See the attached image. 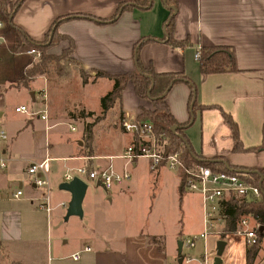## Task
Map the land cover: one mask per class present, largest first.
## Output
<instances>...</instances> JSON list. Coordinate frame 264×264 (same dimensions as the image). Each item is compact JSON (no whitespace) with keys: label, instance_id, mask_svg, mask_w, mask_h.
<instances>
[{"label":"crops","instance_id":"crops-1","mask_svg":"<svg viewBox=\"0 0 264 264\" xmlns=\"http://www.w3.org/2000/svg\"><path fill=\"white\" fill-rule=\"evenodd\" d=\"M2 1L9 9L18 0ZM145 1L146 7L136 5L143 0H23L11 20L14 29L36 43L45 40L58 18H72L57 28L58 34L72 42L70 61L63 62L60 71L54 65L48 74L36 75L28 81L21 77L38 59L32 58L29 51L18 49L21 43L15 30H9L0 16V47L7 49L12 62V67L0 76V132L6 134L4 140L9 136L12 139L8 143L0 139V159L8 160L7 168L0 171V191L4 193L0 198V259L27 264L23 259L26 257L32 264H38L45 252L44 231L51 227L46 214L61 208L66 212L70 201L68 192H56L52 188L64 183L69 170L111 165L119 173L129 171L130 179L115 185L107 195L99 182L85 179L87 187V182L93 186L91 194L87 188L82 204V218H86L88 229L84 230L85 225H76L77 230L80 228L81 241L69 251L53 243L48 248L54 257L53 264H67L76 253H80L79 259L71 260L70 264H171L168 261L171 247L164 248L160 242L164 239L161 221L154 224L150 216L160 204L159 197L165 186L170 185L168 169L160 165L154 173L145 158L125 168L120 157L131 144L132 135L114 129L102 137L110 134L120 142L107 149L103 146L95 157L80 155L79 142L71 143L66 151L61 149V138L54 139V144L51 142V131L60 124L66 123L74 130L72 123H77L83 135V124L89 120L72 119L70 113L80 109L94 113L99 110L100 98L110 91L113 83L96 77V72L110 77L134 71L137 67L134 46L141 39L144 43L138 57L144 68L155 74H182L188 80L173 84L165 95V102L192 153L202 160L225 163L232 169L260 172L263 183L258 186L264 193V147H261L264 143V0ZM124 2L135 6L112 22L98 23L78 17L87 15L108 20ZM171 20L173 37L185 43L184 48H173L166 42ZM69 40L49 48L48 54L60 56L69 49ZM203 47L230 49L236 70L201 74L194 56ZM81 73L87 79L85 84ZM64 84L74 88V95L69 94L74 99L58 97L56 101L52 89L54 85ZM192 88L196 92L195 105L203 108L195 110V114L193 110L190 112L189 104ZM35 91L40 97L37 108L34 107ZM43 94L47 96L45 102ZM22 105L33 114L45 109L47 120L14 112ZM120 107L125 122L133 121L142 109L153 110L149 100L137 97L131 83L122 92ZM192 114L193 121L187 126ZM226 116L236 123L237 138ZM22 135L28 138L27 151L17 147ZM236 140L240 142L239 150L235 149ZM44 160H49L50 212L42 207L46 190L35 188L26 173L30 164ZM18 190L23 195L14 198ZM196 197L203 227L202 201L198 194ZM152 239L157 243H152ZM68 243L69 238L64 245ZM85 248L91 251L85 252ZM184 260L185 264L193 261Z\"/></svg>","mask_w":264,"mask_h":264},{"label":"trees","instance_id":"trees-1","mask_svg":"<svg viewBox=\"0 0 264 264\" xmlns=\"http://www.w3.org/2000/svg\"><path fill=\"white\" fill-rule=\"evenodd\" d=\"M23 0H18L16 3L7 9V5L4 4L2 0H0V16L5 20V25L9 30H15V34L17 35L18 42L21 43L19 45V50L31 51L32 49L37 50L40 53V58L37 62L33 64V67L27 70L24 75L21 77V80L28 81L33 79L36 75H46L50 72V66L55 65V67L60 71L61 63L70 61L69 56L71 55L73 49L72 42L65 35L61 36L57 33V28L66 21L71 20V17L63 16L62 18H58L50 29L47 32L46 38L42 43H36L34 41L29 40L28 36L25 35L18 29H14L13 20L10 18L14 15L16 10L22 5ZM137 6L146 7L148 2L143 0V2L136 3ZM135 4L123 3L120 4L115 12V14L108 20H102L99 18L91 17V16H78L81 18L88 19L90 21H96L98 23H108L115 21L119 15H121L124 11H130L133 9ZM173 21L171 20L169 25L167 26V44L172 46L173 48H184L185 43L178 42L173 37ZM52 32L53 36L49 42L50 33ZM63 40H69L70 47L68 50H64L60 56H53L48 54V49L58 45L63 42ZM49 42V43H48ZM144 43V40H140L135 44V63L137 65L136 69L132 72L125 73V75L120 76H107L102 72H96V77H103L109 80H112V87L106 95L100 98L99 100V114L96 116L94 112L86 111L80 109L79 114L75 112L70 113L72 119H86L91 122H85V128L83 132V137L86 141V150L82 152V156L86 157H95L93 154V139H94V127L95 121L98 118L104 119L105 122L110 124L113 121L112 128L121 129L122 122L124 121V114L121 109V98L122 92L126 88L128 83H131L134 89V93H136L139 99H147L151 102L153 110L142 109L140 114L133 120L135 124L141 125L143 123H148L152 125L153 133L155 138L159 139L160 144L163 147V154L170 155L174 154V152H179L181 154V160L184 165V169H188L190 165H200L203 167H208L212 171L216 173L220 172H229L227 168L223 165L222 162H214L209 160H202L199 156L192 153V151L188 152L185 146L186 138H184L182 134V130L178 129L177 134H179L183 139L178 138L177 135L171 133V128L178 124L175 122L173 116L170 113V109L168 108L165 102L164 94L168 91V89L177 82H188L185 76L182 74H158L154 73L151 69H146L139 62L138 53L140 50V46ZM199 57L196 61L199 63L200 72L204 75L217 74V73H232L236 70L235 68V60H233V55L230 49L228 48H207L203 47L198 52ZM84 84L87 83V79L81 73ZM153 81V88L149 91L150 86ZM150 93V96L148 95ZM193 91V88H192ZM193 98V94L190 97L191 103ZM193 114H195V110L200 109L197 105H193ZM201 108L200 110H202ZM192 114V115H193ZM226 120L229 121L231 128L233 130L234 136H237V126L236 123L231 121V119L226 116ZM190 122L187 123V126ZM131 144L133 146H137L139 144V139H137V133L132 134ZM188 144V143H187ZM261 147H264V143ZM235 149L239 150L240 142L236 140ZM258 149V148H256ZM89 169V166H87ZM233 170H240V168H235ZM243 170V169H242ZM236 174V171L230 172ZM245 182L253 185H259V176L251 173V174H240L238 173ZM179 177L181 179V184L185 178V171L181 170L179 173ZM222 218L224 219V227L221 234V240L225 238L227 235H232L237 232L239 229L240 219L244 216L253 215L257 218L261 219V227L264 228V193L261 191V195L259 199L252 200H232L228 199L221 204V212ZM264 235V231L260 233L258 232L257 244L253 246L251 249L246 248L245 252V264H253L254 258L260 248V241ZM152 243L155 242V239L151 240Z\"/></svg>","mask_w":264,"mask_h":264},{"label":"rangeland","instance_id":"rangeland-1","mask_svg":"<svg viewBox=\"0 0 264 264\" xmlns=\"http://www.w3.org/2000/svg\"><path fill=\"white\" fill-rule=\"evenodd\" d=\"M34 58V57H32ZM12 62L8 59V51L7 49L0 47V76L4 75L7 70H9ZM63 64V63H61ZM50 71L54 69V65L50 66ZM53 88V87H52ZM73 87H68L64 84L61 86H55L52 89V95L55 96V100H58V97H62L63 100H73L70 99L69 94L74 95ZM98 89V88H97ZM65 91V93H64ZM96 91V90H95ZM99 92V91H98ZM97 92V93H98ZM64 93V96L62 95ZM81 95V94H80ZM34 96L36 97V101L34 102L35 108H37L38 105H40V97L38 91L34 92ZM83 96V95H81ZM89 109H92L91 104L89 105ZM28 108V107H27ZM29 109V108H28ZM76 114H79L78 111H74ZM99 110L95 112L96 116L99 114ZM114 121V120H113ZM113 121L108 124V122H105L104 119L98 118L95 121V127H94V139L93 141V155H97L99 152H101L102 147L104 149L109 148L113 144H116L117 141L120 142V140H116L114 136L110 134H106L104 137L102 135L104 133H108L111 131L112 123ZM91 122V121H89ZM85 124V123H84ZM83 124V129L85 128V125ZM72 126L74 130H71L69 126L65 124H60L57 128H55L52 132L51 136V142L54 144V139H60L61 138V149L67 150L70 148L71 143L73 142H79L78 143V152L79 154H83L86 150L85 145L87 144L83 135L81 136V126H79L77 123H72ZM114 130H117L119 132H123L119 127L114 128ZM84 132V130H83ZM12 141V139L9 136V139L2 141L3 143H8ZM19 148L18 150L27 151L28 150V138H26L25 135H22L19 140ZM122 143V140H121ZM28 147V148H27ZM161 167H164L165 169H168L166 165H161ZM154 173H157L158 170H154ZM168 176L170 177V185L165 186L164 193L159 197L160 204L156 205L151 212V222L154 224L157 223V221H161V227L162 233L164 235V239H160V242L162 243V246L164 248H167L170 246L172 254L168 257V261L171 264H179L178 258L186 259L190 258L192 261L191 264H213V257L215 255V249H216V242L221 240V234L224 227V222H214L213 226H209V228H206L207 238L205 240H198L194 245L192 249H188L186 247H183L181 250V254H178V246L176 241L177 240H184L186 238H189L193 235H199L205 231L204 225L202 227L201 223V217L198 210V199H197V193L195 192H189L187 189L183 188L180 191V182L179 176L177 175V171H171L168 169L167 171ZM175 179L177 183L172 182V180ZM60 180V179H59ZM181 180V179H180ZM88 183V194H91L93 190V186L91 182ZM172 184V185H171ZM56 192H62L59 188H52V190ZM112 190V189H111ZM112 191L104 192V195H107L108 193L111 194ZM46 195V193H45ZM155 195V192H154ZM85 198V197H84ZM155 198V196L153 197ZM52 202V199H51ZM50 203V202H49ZM51 203L49 207H51ZM52 208V207H51ZM48 218L50 219L51 227L49 230V227L46 231H44V255H42L40 261L38 264H53L54 263V257L53 254H49L50 246L55 245L56 247L69 251L73 247L78 246V244L81 241V233H79V229L77 230L76 225H80L79 227H82L85 225V229H88V222L86 221V218H78L74 216L68 217V220H66L65 215L66 212L63 208L59 209L57 212H52L46 214ZM174 232V234H172ZM69 238V243L67 245H64V241ZM223 240L226 242L225 250L222 254L221 260L222 264H245V252H246V246L243 243V240L241 236L235 237L234 235H227ZM260 248L255 256V260L253 264H263L264 263V235L261 238L260 241ZM52 249V248H51ZM27 253V252H26ZM23 257H25L23 255ZM22 257V258H23ZM27 264H32L29 259L26 257L23 258ZM72 259H69L66 261L67 264L72 263ZM0 264H14L11 260H4L0 259ZM19 264V263H18ZM185 264V263H182Z\"/></svg>","mask_w":264,"mask_h":264},{"label":"built area","instance_id":"built-area-1","mask_svg":"<svg viewBox=\"0 0 264 264\" xmlns=\"http://www.w3.org/2000/svg\"><path fill=\"white\" fill-rule=\"evenodd\" d=\"M2 24H0L1 28ZM30 56H34V59L40 58V53L37 50L32 49L28 52ZM199 53H196L194 58L197 60ZM45 102L47 96L42 95ZM17 114L26 115H38L40 119L46 121L48 118L47 111L31 113L26 106H19L14 109ZM122 128L126 133L131 135L137 133V139L139 144L133 146L129 144L120 159L124 160V167H128L132 162L139 159H147L150 161V170H156L160 165H166L171 171H177L179 174L181 170L185 171V178L182 182L183 188L189 192H195L200 196L202 201V214L203 225L205 231L199 235H193L189 238L182 240L183 247L192 249L198 240H205L207 238L206 228L213 226L214 222H224L221 212V204L228 200H252L259 199L261 195V189L257 185L249 184L245 182L242 177L236 173L220 172L216 173L208 167L200 165H190L188 169H184L183 162L181 160V154L174 152V154H163V147L158 138H155L152 125L143 123L142 126L135 124L133 121H123ZM0 139H6V134L0 132ZM8 166L7 159H0V171H3ZM26 173L30 176L32 185L36 188H44L46 195L44 196L42 203L46 212H50L49 203V160L42 162H36L30 164ZM77 177L81 180H89L99 182L108 191L113 189L115 185H122L130 179L129 171L119 173L113 166L109 165L106 168L88 169L85 166L74 170L67 171L64 176V182L72 180ZM4 195L0 191V198ZM23 195L22 190H18L13 197L20 198ZM261 219L255 216H244L240 219L239 229L236 233L232 234L235 237L241 236L243 243L247 249L253 248L257 244L258 232L261 227ZM85 252L91 251L90 248H85ZM80 257V253L73 254L72 260L77 261ZM183 260V259H182ZM184 261L191 262L189 258ZM264 264V263H263Z\"/></svg>","mask_w":264,"mask_h":264},{"label":"water","instance_id":"water-1","mask_svg":"<svg viewBox=\"0 0 264 264\" xmlns=\"http://www.w3.org/2000/svg\"><path fill=\"white\" fill-rule=\"evenodd\" d=\"M171 10L173 12H175V9L171 8ZM10 20H11V18H10ZM52 36H53V34L51 32L49 42H50ZM153 84L154 83L152 81V84L150 86L149 91L153 88ZM149 91H148V93H149ZM192 92H193V98H192V101L190 103V112H192V110H193V105L195 103V98H196V92H194V89ZM166 94H167V92L164 94V96ZM148 95L150 96V93ZM192 121H193V115L191 116L190 123H192ZM178 129H181V128L177 125L173 126L171 128V133L177 135L178 138L183 139L179 134H177ZM184 143H185L187 151L190 152L191 151L190 146H188L186 141ZM223 165L227 168V170L229 172H233V171L235 172L236 171V173H240V174L248 175V174L254 173V174L258 175L259 176V186L261 187V185L263 183L262 182L263 176L261 175L260 172H258V171H251L250 172L247 170H233L227 164L223 163ZM99 184L102 186L101 183H99ZM58 188L61 191L66 192V193L68 192L70 194V201H69L68 208H67L66 215H65L66 220H68V217H70V216H74V217H78V218L82 219L83 198H84L85 193H86L87 188H88L86 182L84 180L77 178V177H74L72 180H70L68 182L61 183L58 186ZM263 231H264V228L260 227V233H262ZM226 245L227 244L223 239L216 242L215 255L212 259L213 264H222L221 257H222L224 250H225ZM177 246H178V254L180 255L181 250L183 248L182 242L178 241ZM182 262H183L182 258H178V263L182 264Z\"/></svg>","mask_w":264,"mask_h":264}]
</instances>
